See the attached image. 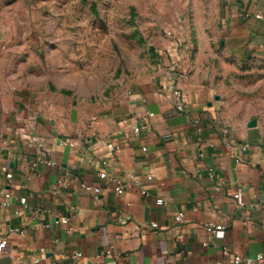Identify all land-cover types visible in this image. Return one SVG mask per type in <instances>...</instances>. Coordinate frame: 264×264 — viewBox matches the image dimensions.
<instances>
[{"label": "crops", "instance_id": "1", "mask_svg": "<svg viewBox=\"0 0 264 264\" xmlns=\"http://www.w3.org/2000/svg\"><path fill=\"white\" fill-rule=\"evenodd\" d=\"M164 2L178 30L106 107L1 83L0 264H264V99L237 100L224 83L264 58V0Z\"/></svg>", "mask_w": 264, "mask_h": 264}, {"label": "rangeland", "instance_id": "2", "mask_svg": "<svg viewBox=\"0 0 264 264\" xmlns=\"http://www.w3.org/2000/svg\"><path fill=\"white\" fill-rule=\"evenodd\" d=\"M164 1L0 0V36L9 38L0 85H50L92 109L108 106L155 69L162 38L178 30ZM251 62L224 78L245 103L264 99V58Z\"/></svg>", "mask_w": 264, "mask_h": 264}, {"label": "built area", "instance_id": "3", "mask_svg": "<svg viewBox=\"0 0 264 264\" xmlns=\"http://www.w3.org/2000/svg\"><path fill=\"white\" fill-rule=\"evenodd\" d=\"M178 45H181V43H178ZM171 89H172V92H173L174 95H176V96L179 95V90L178 89H176L174 87H171ZM178 108L182 109L180 105H178ZM153 115H154L153 112L147 113L142 118L141 123H139V124H137V125H135L133 127V132L134 133H139L142 129L146 128L148 126V123H149V118L152 117ZM62 143L68 144L69 146H73L74 145L73 142H65V141H63ZM143 149H145V148H143ZM99 175L101 177H104L105 173L101 172ZM6 176L10 177L11 174L7 173ZM110 179L115 184L116 192L121 193L123 191V188H124L122 179L119 176H111ZM84 190L86 192H91V191L97 192L99 189L97 187H92V186L87 185V186L84 187ZM156 202L157 203H162L163 200L161 198H158V199H156ZM7 204H8V202H6V201L1 203V205H4V206H6ZM174 218H175L176 221H181L182 218H183V214L179 212L178 214L175 215ZM152 226H155V224L153 223ZM207 229L210 232L214 233L215 235H219V233L222 232V229L219 226L212 227V226L208 225ZM5 252L8 253V240H7L6 236H4L3 234L0 233V253H5ZM255 259L260 260L261 259L260 255H256ZM252 260H253V258H251V257H247V256L246 257H241V256H239L237 254L234 255V262H236V263H238L240 261H244L246 263H250Z\"/></svg>", "mask_w": 264, "mask_h": 264}, {"label": "water", "instance_id": "4", "mask_svg": "<svg viewBox=\"0 0 264 264\" xmlns=\"http://www.w3.org/2000/svg\"><path fill=\"white\" fill-rule=\"evenodd\" d=\"M215 99H218V96H215ZM256 123V119L252 118L249 122H248V126H254Z\"/></svg>", "mask_w": 264, "mask_h": 264}]
</instances>
